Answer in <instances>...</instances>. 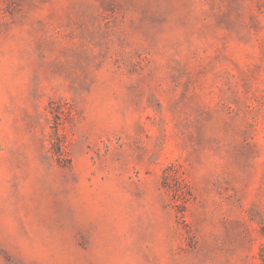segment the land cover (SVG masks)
Instances as JSON below:
<instances>
[{
	"label": "rangeland",
	"instance_id": "374dc122",
	"mask_svg": "<svg viewBox=\"0 0 264 264\" xmlns=\"http://www.w3.org/2000/svg\"><path fill=\"white\" fill-rule=\"evenodd\" d=\"M0 264H264V0H0Z\"/></svg>",
	"mask_w": 264,
	"mask_h": 264
}]
</instances>
